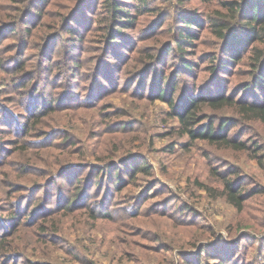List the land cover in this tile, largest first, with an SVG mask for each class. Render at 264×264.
<instances>
[{
  "label": "rangeland",
  "instance_id": "1",
  "mask_svg": "<svg viewBox=\"0 0 264 264\" xmlns=\"http://www.w3.org/2000/svg\"><path fill=\"white\" fill-rule=\"evenodd\" d=\"M80 1L37 16L0 0V264H264V167L250 155L255 142L264 155L262 123L204 106V125L235 116L226 132L252 144L235 150L192 138L159 97L251 92L250 51L229 62L208 27L221 0H125L136 21L118 43L102 0ZM179 14L204 22L184 51Z\"/></svg>",
  "mask_w": 264,
  "mask_h": 264
},
{
  "label": "trees",
  "instance_id": "2",
  "mask_svg": "<svg viewBox=\"0 0 264 264\" xmlns=\"http://www.w3.org/2000/svg\"><path fill=\"white\" fill-rule=\"evenodd\" d=\"M24 3L31 5L33 15L38 16L42 13L40 6L42 3H48V0H24ZM83 3L84 1L81 0L79 6H82ZM101 5L103 10L108 12L107 39L110 43H118V39H123V29L135 23L136 18L125 0H102ZM221 6L222 9H216L208 18V27L220 40L224 58L229 62H241L243 52L245 50L246 52L250 51V70L253 77L250 84L243 86V89H249L252 86L249 95L242 98L226 93L208 97L186 95L179 104H176L172 95L169 94L170 92L168 93L166 88H162L159 97L169 102L175 111V115L192 138L207 139L213 143L218 142L223 146L232 147L235 150L247 151L252 144L238 137H230L224 128L225 124L230 121L235 125V116L228 117L225 124H220L214 128L213 121L207 122L205 125L201 124L206 116L205 114L198 116V113L206 105L216 109L226 106L234 107L236 113L240 115L238 118L241 119L240 122L246 124L259 121L264 128V46L254 45L256 42H264V0H221ZM71 17L64 15V19L67 21L66 25L72 21ZM178 18L182 20L183 25L180 28L179 38L176 39L177 49L184 51L183 45L191 43L192 39L197 37L193 29L200 27L204 22L192 14H179ZM15 23H18L17 20ZM67 32L74 33V29L67 26ZM215 59L218 60V57L213 58V60ZM52 61H55V58ZM192 64L185 58L182 61V66L189 71L193 68ZM211 67L215 69L216 64H212ZM53 103L54 101H51V104ZM253 149L255 153L250 155L258 158L259 164L264 167V155H258V151L262 149L260 143L255 142ZM138 167L147 169L146 164H140ZM223 194L239 211L244 209L247 195L237 188L234 181L227 180L224 182Z\"/></svg>",
  "mask_w": 264,
  "mask_h": 264
}]
</instances>
